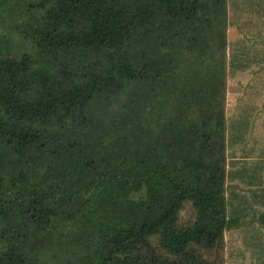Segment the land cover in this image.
<instances>
[{
  "label": "trees",
  "instance_id": "16d2710c",
  "mask_svg": "<svg viewBox=\"0 0 264 264\" xmlns=\"http://www.w3.org/2000/svg\"><path fill=\"white\" fill-rule=\"evenodd\" d=\"M225 3L26 4L0 48V264H222Z\"/></svg>",
  "mask_w": 264,
  "mask_h": 264
},
{
  "label": "rangeland",
  "instance_id": "374dc122",
  "mask_svg": "<svg viewBox=\"0 0 264 264\" xmlns=\"http://www.w3.org/2000/svg\"><path fill=\"white\" fill-rule=\"evenodd\" d=\"M27 3L30 0H0V48L9 45L15 50L27 42V28L35 25V19L32 20L25 9ZM260 6L264 7V0H226L225 3L227 26L223 78L215 99L218 106H222L225 119V164L232 160L230 155L248 154L257 158L258 147L264 144V10L256 11ZM241 51L248 52L249 66L233 70L230 67L232 56ZM255 51L256 56H251ZM116 107L114 104L111 110ZM259 153L264 155V149ZM193 212L190 203H185L179 212L178 223L192 222ZM235 235L224 232L222 248L218 251L222 264H244L249 251L246 246L254 240V234L246 236L241 232ZM142 252L149 254V251ZM211 257L217 259V252L212 251ZM67 261L63 260L62 264ZM70 261V264L74 262L73 259Z\"/></svg>",
  "mask_w": 264,
  "mask_h": 264
},
{
  "label": "crops",
  "instance_id": "0c3cea01",
  "mask_svg": "<svg viewBox=\"0 0 264 264\" xmlns=\"http://www.w3.org/2000/svg\"><path fill=\"white\" fill-rule=\"evenodd\" d=\"M261 149L264 144L259 145L257 158L248 154L230 155L232 160L225 164L227 218L235 219L225 231L235 237L241 232L246 236L254 234V240L246 246L249 251L244 264H264V155L259 153Z\"/></svg>",
  "mask_w": 264,
  "mask_h": 264
}]
</instances>
